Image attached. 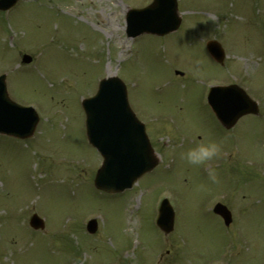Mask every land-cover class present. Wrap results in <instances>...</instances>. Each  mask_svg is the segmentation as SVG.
<instances>
[{
	"label": "rangeland",
	"instance_id": "obj_1",
	"mask_svg": "<svg viewBox=\"0 0 264 264\" xmlns=\"http://www.w3.org/2000/svg\"><path fill=\"white\" fill-rule=\"evenodd\" d=\"M150 2L20 0L0 12V73L11 97L40 118L29 139L0 134V264H264V0H178L185 13L177 31L128 38L126 7ZM214 38L223 65L206 51ZM22 53L32 61L21 64ZM116 71L161 161L109 194L93 187L102 159L87 143L81 101ZM221 81L247 88L260 115L220 127L206 94ZM209 140L222 152L208 165L180 158ZM162 197L175 211L166 236L155 224ZM215 197L232 210L228 227L209 212ZM33 212L44 229L28 226Z\"/></svg>",
	"mask_w": 264,
	"mask_h": 264
},
{
	"label": "water",
	"instance_id": "obj_2",
	"mask_svg": "<svg viewBox=\"0 0 264 264\" xmlns=\"http://www.w3.org/2000/svg\"><path fill=\"white\" fill-rule=\"evenodd\" d=\"M13 1L0 0V9L9 7ZM179 21L175 0H154L147 8L129 12L127 30L131 36L143 32L161 33L176 28ZM210 51L218 60L221 59L222 51L217 43H210ZM22 59L30 61L28 55ZM209 98L225 127H230L244 113H257L255 103L227 89L216 88ZM83 107L86 112L87 136L104 158L94 180L97 187L106 191L130 187L141 174L157 163L143 125L130 111L124 86L116 78L104 80L97 94L83 101ZM37 121L32 108L19 106L9 99L0 78V132L28 137L33 133ZM215 211L223 215L226 221L230 220L226 209L218 206ZM169 212L170 208L164 205L159 218L160 226L166 232L172 228ZM30 224L34 228L43 227V221L36 215L31 217ZM95 228V221H90L89 231Z\"/></svg>",
	"mask_w": 264,
	"mask_h": 264
},
{
	"label": "clouds",
	"instance_id": "obj_3",
	"mask_svg": "<svg viewBox=\"0 0 264 264\" xmlns=\"http://www.w3.org/2000/svg\"><path fill=\"white\" fill-rule=\"evenodd\" d=\"M222 152V145L216 140L207 142L198 141L187 149L180 150V158L190 166H206L209 162L218 158ZM208 180L212 183L219 182L218 171L214 167L207 169ZM204 187V185H201Z\"/></svg>",
	"mask_w": 264,
	"mask_h": 264
}]
</instances>
